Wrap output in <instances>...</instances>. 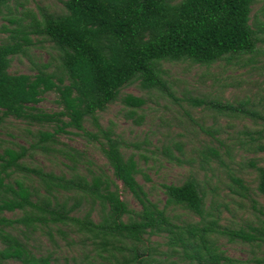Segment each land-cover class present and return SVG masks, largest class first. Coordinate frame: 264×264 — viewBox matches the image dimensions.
Masks as SVG:
<instances>
[{
    "label": "trees",
    "instance_id": "16d2710c",
    "mask_svg": "<svg viewBox=\"0 0 264 264\" xmlns=\"http://www.w3.org/2000/svg\"><path fill=\"white\" fill-rule=\"evenodd\" d=\"M9 2L0 0V13ZM256 2L65 0L61 13L42 10L28 23L11 21L16 27L0 43V133L17 121L26 125L22 131L27 138L26 145L0 140V264H57L53 255L38 256L26 237V232L43 228L64 236L71 232L109 264H177L175 257L185 264H247L229 256L220 241L264 247V209L247 195L250 188L243 178L232 176L229 187L249 197L259 213L244 226L233 220L223 223V208H230L196 177L163 185L166 199L153 201L137 179L142 174L151 181L136 157L125 154L126 143L114 127L100 124L101 113L118 102L129 107V119L141 123L138 110L147 101L123 96L124 88L138 84L148 93L166 91L174 97L165 78L166 63L210 67L257 54L264 38L252 19ZM33 36L51 44L54 53L48 52L46 62L32 59L31 48L37 46ZM21 56L30 60L31 74L11 73L13 60ZM51 93L58 97L59 111L39 107ZM206 104L255 115L229 102ZM69 129L99 142L106 164L98 165L85 151L61 141ZM208 150L220 157L214 148ZM36 156L55 168L35 163ZM252 167L257 192L264 197V166L253 160ZM179 210L188 218L181 219ZM153 236L165 242L154 244ZM49 237L54 239L52 233Z\"/></svg>",
    "mask_w": 264,
    "mask_h": 264
},
{
    "label": "rangeland",
    "instance_id": "374dc122",
    "mask_svg": "<svg viewBox=\"0 0 264 264\" xmlns=\"http://www.w3.org/2000/svg\"><path fill=\"white\" fill-rule=\"evenodd\" d=\"M64 1L10 0L0 13V43L9 37L8 30L16 27L12 20L24 19L23 23H28L31 15L38 16L42 10L61 13ZM252 19L261 26L260 32L264 38V0H257ZM33 40L37 41V46L31 48L32 59L46 62L50 57L48 52L54 53L51 44L40 42L43 38L39 36H33ZM164 69L174 97L166 91L148 93L138 84L124 88L123 96L131 94L147 101L138 110L141 123L129 119V107L118 102L101 113L100 124L104 128L110 125L114 127L126 143L125 154L136 157L143 173L151 181L147 182L142 174L137 179L150 192L153 201L166 199L163 185H180L189 177H196L216 190L220 202L230 208L228 210L223 206L224 224H229V220L243 226L247 222H254L259 213L254 210L249 197L234 193L229 186L232 176L243 178L250 188L247 195L257 201L258 209H264V197L257 192V172L252 167L253 160L259 166H264V150L258 148L264 147V42L259 45L257 54L242 59L240 63L219 62L210 67L189 62L166 63ZM10 71L31 74L30 60L23 56L16 57ZM57 98L55 93L47 94L39 107L47 112L59 111ZM207 101L229 102L255 115L210 107ZM25 127L22 122L11 121L8 128L0 133V140L26 145V133L22 131ZM31 129H39V126ZM69 130L70 134L61 135V141L85 151L98 165L106 164L99 142L89 141L77 130ZM89 130L94 131L90 126ZM250 143L254 146H250ZM209 147L217 150L220 157L213 156ZM169 153L173 158L168 156ZM33 161L54 167L41 156H36ZM57 165L61 166V163ZM125 197L134 209H140L133 196L125 194ZM177 214L182 215L181 219L188 218L181 210ZM5 216L15 218L12 213ZM19 228L25 230L23 226ZM50 233L54 236L53 240L49 237ZM26 235L38 256L53 255L57 264H109L89 251L69 231L68 236H64L55 228H43L36 233L28 231ZM151 241L163 244L165 239L153 236ZM220 244L229 256L248 261L247 264H259L260 259L264 260V247H253L242 242L230 243L227 239H222ZM161 249L167 250V247ZM173 260L177 264H185L176 257Z\"/></svg>",
    "mask_w": 264,
    "mask_h": 264
}]
</instances>
